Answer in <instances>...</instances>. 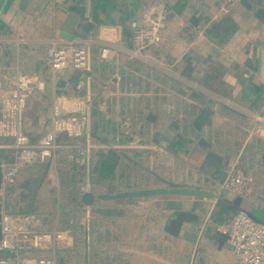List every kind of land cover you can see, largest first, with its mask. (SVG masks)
Here are the masks:
<instances>
[{"label": "crops", "instance_id": "0c3cea01", "mask_svg": "<svg viewBox=\"0 0 264 264\" xmlns=\"http://www.w3.org/2000/svg\"><path fill=\"white\" fill-rule=\"evenodd\" d=\"M156 3L168 13L163 40L137 46L131 23ZM53 46L86 49L91 70L54 73L45 64ZM0 67L4 90L22 75L43 83L25 114L33 143L53 132L58 101L82 127L80 137L58 135L54 160L0 191L5 214L30 231L69 235L72 250L0 257L68 264L73 249H86L85 217L119 203L135 241L128 264H241L223 232L241 210L264 225V0H0ZM11 143L0 139V161L13 160ZM233 172L249 177L247 198L223 189ZM160 188L209 197L81 200Z\"/></svg>", "mask_w": 264, "mask_h": 264}, {"label": "built area", "instance_id": "2783aa9c", "mask_svg": "<svg viewBox=\"0 0 264 264\" xmlns=\"http://www.w3.org/2000/svg\"><path fill=\"white\" fill-rule=\"evenodd\" d=\"M168 13L160 3L152 5L142 16L131 23V37L137 46H156L163 40ZM111 57L110 47L101 52L103 60ZM45 64L54 72L62 73L68 67L89 72L91 58L84 48L65 49L53 46L48 50ZM3 69L0 67V139L9 140L14 158L3 161V183L12 184L19 174L33 165L47 164L55 159L61 148L58 135L70 138L82 135L81 122L77 117L67 115L59 101L54 107L53 132L38 143H33L26 132L25 114L34 89H43L37 77L22 75L11 84L10 90H4ZM80 81L75 90L84 88ZM223 189L237 198H247L251 192L250 179L243 173L233 172L222 185ZM85 191V190H84ZM3 238L0 252L32 253L36 251L72 249L73 239L65 233H39L30 231L24 225L3 212ZM237 255L241 264H264V225L257 223L253 217L240 211L233 220L229 231L223 232ZM0 264H14L0 257ZM38 264H56L53 260L43 259Z\"/></svg>", "mask_w": 264, "mask_h": 264}, {"label": "rangeland", "instance_id": "374dc122", "mask_svg": "<svg viewBox=\"0 0 264 264\" xmlns=\"http://www.w3.org/2000/svg\"><path fill=\"white\" fill-rule=\"evenodd\" d=\"M138 201L139 199L135 200V202ZM101 209V211L95 212L92 216H86L84 219L87 225L86 229L89 227L88 222L94 221L93 264H128L130 254L127 250L130 249V242L135 241H127V226L119 224V222H123V218H127L123 217L127 215V210H124L119 203H109L106 204L105 208L102 207ZM114 223H116V225ZM135 244H139V241H136ZM135 249L136 248H132V250ZM85 253L86 249L82 251L81 245L80 248H78V253L77 249H73V251L66 256H70V258H68V264H83L85 257L82 256ZM78 260H80V262Z\"/></svg>", "mask_w": 264, "mask_h": 264}, {"label": "water", "instance_id": "95a60500", "mask_svg": "<svg viewBox=\"0 0 264 264\" xmlns=\"http://www.w3.org/2000/svg\"><path fill=\"white\" fill-rule=\"evenodd\" d=\"M3 186V162L0 161V191ZM163 196H189V197H209V193L184 188H160L149 190H135L120 192L117 194H97L94 191H88L81 196L82 204L87 207H93L100 201H124V200H138L151 197ZM4 212V202L0 201V241L3 238L2 234V219ZM85 264H93V223L90 222L86 239V256Z\"/></svg>", "mask_w": 264, "mask_h": 264}, {"label": "trees", "instance_id": "16d2710c", "mask_svg": "<svg viewBox=\"0 0 264 264\" xmlns=\"http://www.w3.org/2000/svg\"><path fill=\"white\" fill-rule=\"evenodd\" d=\"M107 170H108V167L106 166V167H105V171H107Z\"/></svg>", "mask_w": 264, "mask_h": 264}]
</instances>
